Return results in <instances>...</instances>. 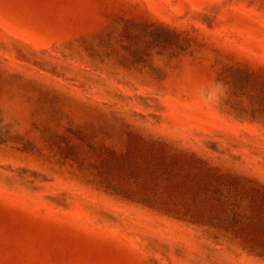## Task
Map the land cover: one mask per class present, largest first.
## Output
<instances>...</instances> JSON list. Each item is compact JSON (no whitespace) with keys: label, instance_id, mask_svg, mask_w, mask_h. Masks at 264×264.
I'll return each instance as SVG.
<instances>
[{"label":"rangeland","instance_id":"1","mask_svg":"<svg viewBox=\"0 0 264 264\" xmlns=\"http://www.w3.org/2000/svg\"><path fill=\"white\" fill-rule=\"evenodd\" d=\"M127 19L190 46L136 62ZM232 61L264 71V0H0V264H264L108 189L130 132L264 181V112L219 78Z\"/></svg>","mask_w":264,"mask_h":264},{"label":"trees","instance_id":"2","mask_svg":"<svg viewBox=\"0 0 264 264\" xmlns=\"http://www.w3.org/2000/svg\"><path fill=\"white\" fill-rule=\"evenodd\" d=\"M119 38L127 56L145 62L157 53L185 50L191 38L163 25L127 19ZM111 34H106L110 40ZM219 78L231 96L259 99L253 112H264V71L238 61L225 63ZM247 111L243 99L234 102ZM113 183L108 189L160 214L201 227L214 238L264 257V181L223 169L195 151L176 149L162 137L130 132L124 149H108ZM114 175V176H113Z\"/></svg>","mask_w":264,"mask_h":264}]
</instances>
